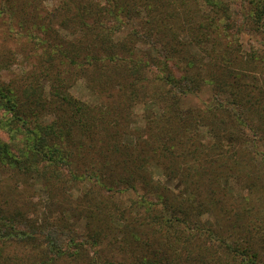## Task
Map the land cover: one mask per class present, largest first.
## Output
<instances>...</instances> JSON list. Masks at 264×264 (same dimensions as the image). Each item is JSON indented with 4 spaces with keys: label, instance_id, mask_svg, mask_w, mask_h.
Masks as SVG:
<instances>
[{
    "label": "trees",
    "instance_id": "16d2710c",
    "mask_svg": "<svg viewBox=\"0 0 264 264\" xmlns=\"http://www.w3.org/2000/svg\"><path fill=\"white\" fill-rule=\"evenodd\" d=\"M180 1L147 0L148 18L114 42V30L123 24L119 18L129 17L133 0L128 4L60 0L53 22L74 34L83 30L80 37L62 49L51 44L47 36L58 34L44 22L38 27L41 32L29 34L41 58L25 75L26 88L18 95L14 85H0V133L8 137L5 142L0 136V167L29 179L38 177L46 186H59L69 181L63 167L77 171L69 168L71 178L78 179L84 178L79 172L84 166L85 178L94 181L98 191L118 187L136 191L139 184L144 193L134 201L135 209L118 207L94 187L86 190L84 204L77 209L63 208V199L52 195L51 202L60 211L53 217L52 230L59 235L45 245L38 237L48 222L31 228L27 212L0 206V247L19 238L37 248L34 264H264V208L257 214L252 211L255 203L264 205V92H258L264 79L253 74L264 68V49L242 52L237 36L241 25L234 31L231 22L214 25L216 18H227L219 0H208L214 9L210 22L203 15V30L197 33L191 27L192 41L180 42V31L171 23ZM158 2L160 9L166 5L173 10L165 9V15L158 17L154 13ZM260 8L259 17L264 16V3ZM113 19L120 23L111 29L106 21ZM138 41L155 54L144 52L140 57ZM249 63L255 68L247 67ZM177 65L183 69L181 77L174 75ZM150 67L160 71L157 77H145ZM40 78L48 81L49 98L37 83ZM78 78L87 81L99 103H86L67 91ZM202 83L211 85L212 104L182 107L180 97ZM33 88L42 91L36 94ZM138 102L144 104L143 128L133 129L132 108ZM45 110L52 112V118L37 121L36 114ZM200 126L208 135H200ZM23 133H28L27 140ZM125 136H132L131 142L124 143ZM85 149L91 156L84 154ZM152 161L169 178H178L183 188L173 191L156 182L148 168ZM228 179L239 186L238 196L226 184ZM153 189L157 202L146 199L145 193ZM223 196L232 198L233 204L241 202V213L250 221H237L236 216L227 229L218 231L204 225L201 216L212 203L228 216ZM64 210L85 219L83 231L73 228ZM62 244L67 248L62 250ZM75 245L81 246L71 249ZM82 246L92 253L80 251ZM1 256L0 249L1 264H15L6 256L3 262Z\"/></svg>",
    "mask_w": 264,
    "mask_h": 264
},
{
    "label": "rangeland",
    "instance_id": "374dc122",
    "mask_svg": "<svg viewBox=\"0 0 264 264\" xmlns=\"http://www.w3.org/2000/svg\"><path fill=\"white\" fill-rule=\"evenodd\" d=\"M59 1L60 0H0V85L7 83L10 85H14L18 95L22 94V90L26 88L24 86V83L27 81L25 75L29 71H32L36 68L41 58V54L39 53L40 49L35 48L36 43L32 41V37H30L29 34L39 33L41 22L48 24V28H50L51 26L52 29L56 30L58 37L54 32L53 34H55V36L53 35L51 38L50 36H47V38L51 41V44H53L54 46L55 44H59L58 46L60 48L68 49L70 47V45L68 44H71L72 41L74 42L76 37H80L78 35H80L83 30H80L79 34H77L76 32L74 34V32L70 30V28H64L62 26L60 27L55 22H53V20L57 19L54 10L55 6L60 3ZM79 1H81L83 4L87 2V0ZM96 1H101V4L104 3V0ZM125 1L128 4L131 0ZM143 1L144 0H133V3H130L131 11L129 10L130 12L128 18L126 15L120 14L122 15V18L120 17L119 19L123 24H120V26L114 30V42L117 40H121L126 35L129 29H139L142 22L145 21V18H148L147 11L144 9V4L147 2V0H145L144 3ZM219 3L222 5L224 4V9H226L225 15H227V18L225 20L216 18L214 20V25L221 24L223 23V21H225L226 23L231 22V31H234L236 26L241 25V32L239 34L237 33V36L238 43L240 44L242 52L247 53L252 48H254L252 50L259 49L258 51L262 52L261 49H264V16L259 17L257 10L261 9L260 6L263 5L264 0H219ZM127 4H124L126 9ZM159 4V2L156 4L157 7H155L154 12L156 15H158V17L165 15L166 10L168 12L173 10V6L168 8V6L166 5L163 6L164 8L160 9V7H158ZM174 8L177 18H175L173 15L171 23L178 31H180L178 39L182 43H189L192 41L191 27L195 28L194 32L197 31V33L203 30L204 21L206 20L210 22L209 20H211L210 17L212 16L211 9H214L213 7H211V4L208 0H181L180 4L175 5ZM185 11L187 12V14ZM203 15L206 16L205 20L202 19ZM106 23L109 25L108 27L112 29L113 27H116V25H119L120 22L113 19L107 20ZM77 31L79 32V30ZM59 38H62V44L58 41ZM136 47V50L140 52V57H144V55L142 54L144 52L155 54L154 50L150 49L147 44L141 41H138L136 43ZM247 65V67H250L251 69L255 68L250 63ZM173 70L175 77H181L183 75V69L179 68V66L178 68H173ZM256 71L257 72L253 74H255L259 78V81L263 80L264 68H260ZM159 73L160 71L158 69L150 67L147 68L145 77L152 79L154 77H157ZM207 73L208 71L203 72L205 76L207 75ZM249 73H251V71ZM249 79L250 78L248 76L245 77L246 81H248ZM262 82L264 85V81ZM37 83L38 85L42 86V88H44V96L46 98H49L50 87L47 79L40 78ZM33 91H37V94L42 90L33 88ZM67 91L75 98L84 100L86 103L94 104L96 102H100L98 95L91 89H89V87L87 86V81L84 80V78H78L74 83L71 84ZM258 92L262 94L264 92V86H262ZM213 94L214 93L212 91L211 85L208 83H202L199 84L198 89H194V92L180 97L179 104L182 107H202L207 104L210 105L213 102ZM132 111L136 113V116H132L133 123L131 124V127L133 129H142L143 113L145 115L144 104L142 102H138L136 105H134ZM6 116L8 115H5V117ZM52 116V112L45 110L42 111L39 115L36 114V120L42 121L44 123L48 122L52 118ZM31 118L32 117L29 118V122ZM33 125L34 121L30 124V127H33ZM23 131H26V129L23 128ZM199 131L201 136L208 135L206 127L200 126ZM27 134H22L25 137V140H27ZM22 135H20L19 138H22ZM0 136L5 142H8L7 134L1 132ZM131 137L132 136H125L123 138V142H129ZM10 145L14 148L13 143H11ZM83 152L84 154L88 155V157L91 156L88 154V150L85 149V151L83 150ZM256 155L258 158L261 157L260 152H257ZM151 163V166H148L149 173L151 174V177L156 180V182L169 187L173 191H178L183 188V185L178 178H169L167 175L163 174L161 168L162 166L159 167L158 165H155L154 161H152ZM69 168L71 170L73 169L71 167H63V172L67 175L66 179H68L69 181H66L65 184L59 186L58 184L54 186H46L45 183H42V181L38 177L33 176V178L29 179L27 176L18 171H13L9 167H0V206L8 209L9 211H12L14 207H18L24 210V212H27L29 218L28 224L31 228L33 225L36 228H38L40 225H43V227H45L46 222H48L47 230H43V233L38 237L41 243L44 245L46 241H48V239L59 235V231L55 233L52 230V228L55 227L53 223V217L55 215H58L60 212L56 208V205L52 204L51 202L52 195L55 194V196L63 199V208L65 206H72L77 209V207H79L78 204H84L82 200H84L83 197L86 190H88L89 187H94L97 193L102 192L104 195L110 196V198L114 200L116 205L118 204V207L130 206L131 208H133L134 201L140 196L141 193H144V188L139 184L137 185L136 191L130 189L120 191L121 187L115 188L117 189L115 191L114 189L111 191H107V189L98 191V186H94L96 185L95 182L85 178L84 174L87 172L84 166H82V169L79 170L84 178L78 179L71 178ZM72 172L74 171L72 170ZM76 173L77 171L74 172V174ZM262 173L264 174V171ZM227 183L230 184L229 187H231L232 192H234L235 195L238 196L240 190L237 183L231 179H228L226 181V184ZM198 185L203 190H205L203 188L204 183L202 181H200ZM157 193L158 192L154 189L153 191L145 193L146 199L148 201L157 202L158 198L154 196ZM227 197L223 196L221 203H223V209L225 208L226 211L230 210L228 216L222 215L219 204L212 203L209 207V210L201 216V221L202 223H204V225L212 226L216 229V231H218L227 229L228 226H230V224L234 221V219H236V216L238 218L237 221H250L248 215L241 213L242 210L240 209L241 207H243V204L241 202L233 204V199ZM254 206L255 207L252 211L255 212L256 210V214L259 213L262 208H264V205H259L257 203H255ZM63 214L65 215V217H67L68 222L71 223L73 228H75L78 232L83 231L85 219L82 216L76 218L73 215L74 213L71 214L68 211L65 212V210ZM17 226L18 228L26 229V226L24 224H17ZM29 230L31 229L29 228ZM237 237L238 235H236V238ZM16 239L17 240H9L7 243L5 242V245L0 247L2 253V261L5 262L3 257L5 258L6 256L11 257L10 259H12V263L15 264H34L32 263V257L38 254L36 250L37 248H33L28 244H23V242L18 241L19 238ZM78 246L81 245H75L71 247V249H77ZM66 248L65 244L61 245L62 250ZM79 250L83 253H92V249L88 246H82L79 248ZM262 255L264 258V254Z\"/></svg>",
    "mask_w": 264,
    "mask_h": 264
}]
</instances>
